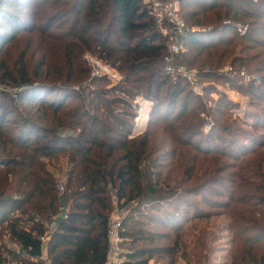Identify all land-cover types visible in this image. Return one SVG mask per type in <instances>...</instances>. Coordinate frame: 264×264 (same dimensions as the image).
I'll return each instance as SVG.
<instances>
[{
	"label": "trees",
	"instance_id": "trees-1",
	"mask_svg": "<svg viewBox=\"0 0 264 264\" xmlns=\"http://www.w3.org/2000/svg\"><path fill=\"white\" fill-rule=\"evenodd\" d=\"M178 2L187 26L211 28L189 32L186 50L175 55L198 79H217L240 43L264 50V0ZM2 25L10 32L0 28V264H42L44 250L51 264H104L113 198L127 208L126 264L208 263L225 232L230 256L218 264H264V133L220 126L228 144L210 143L223 139L211 133L204 143L203 104L189 110L185 79L168 84L167 38L139 0H1ZM262 51L241 60L263 72ZM87 55L120 73V86H83L98 76ZM246 87L255 103L264 99V81ZM118 91L124 96H112ZM137 94L152 107L147 126L131 137L134 122L123 117L134 120L128 98ZM244 113L234 120L264 127L259 110ZM60 207L64 216L44 246L40 237Z\"/></svg>",
	"mask_w": 264,
	"mask_h": 264
},
{
	"label": "rangeland",
	"instance_id": "rangeland-1",
	"mask_svg": "<svg viewBox=\"0 0 264 264\" xmlns=\"http://www.w3.org/2000/svg\"><path fill=\"white\" fill-rule=\"evenodd\" d=\"M256 2L257 0H252V2ZM24 14H29V10L27 9H22L21 11ZM246 21L249 20H254L253 17H248L245 19ZM242 25V26H247V25H243V24H236V27ZM1 30H7L9 31L5 25H2ZM10 32V31H9ZM22 33V31L16 33L17 36H20V34ZM9 34V33H8ZM25 35H27V33H24ZM231 36H234V38H236L235 40L237 42H239L238 38L239 36L236 35L235 33H230ZM241 34V33H240ZM260 38H264L263 35H260ZM26 38V37H24ZM262 40V39H261ZM245 44H250V46H253L254 49L250 50V49H246L243 50L242 47L246 46ZM253 43H240L239 46L237 47V50L235 51V55L233 56L234 59H231V57H225L224 58V62H222L217 68H216V75H217V79L212 78V79H198L197 78V82L200 85L201 90H198V92H196L195 90H193V88L191 87V85L187 82V80H185L189 87H186L187 90H189L190 92V107L189 110H193L197 105L203 104V106H200L199 110H200V117L203 118V123L201 124L200 127V132L203 134L202 139L204 141V143L206 142V138L205 135L207 136L209 133L213 134L211 136L216 137V136H221L223 139L221 141L218 140H212V137L209 138V142L213 143L215 146H219V147H223V145H227L228 144V140L226 139L227 135H225L223 132L220 131V126H229L231 127V131L232 134L234 133H238L240 136L243 134V132H248L247 134H250L252 136H258L256 134H262L264 133V127H251V126H242L237 120H234L236 118H244L245 117V113L247 112V110L251 107L255 108L256 110L260 111V114L263 115L262 117H264V99H262V97H258L257 101H259V103H255V98L252 97L250 95V93L253 91L252 88L246 87V86H251V87H256V86H260L261 84H263L264 80V71L260 72V73H256L250 69L247 68V65H252L250 63V59H247L245 61H242V58H250L251 56H253L256 53L261 52L263 49L258 47L257 44H253ZM30 50V49H29ZM19 50H15L12 52L10 59L13 60V62L15 61V59L19 58L18 55ZM262 53L264 54V50L262 51ZM177 55V54H176ZM171 57V56H170ZM232 57V58H233ZM171 60V64L175 65V66H186L183 61L177 57V56H172L170 58ZM257 60V59H256ZM256 60H252V63L254 64L256 62ZM247 64V65H246ZM102 69L98 68V72L99 73H103V74H98L97 78L95 79L96 81H86L83 82V86H87L88 89L90 90H94V89H99V88H106V89H113L115 87L120 86V82H121V75L120 73H118L115 69L112 68H108L104 65L101 64ZM187 67V66H186ZM208 66H206L205 68H207ZM106 68V70L104 69ZM191 70H195L193 68L188 67ZM228 68H232L233 71L235 72V76L234 77H230L231 76V72H228L227 69ZM243 70L249 77L250 80H243V77H241L240 75V71ZM208 71V69H205L203 72ZM226 77L227 79H222L221 77ZM239 80H236L238 79ZM235 79V80H233ZM232 80V81H230ZM88 82V84H87ZM168 84H170L171 86L176 85V83L178 82V80H175L172 76H168L167 79ZM208 84H210L211 86H213V89H209V90H204V87H206ZM77 88V87H75ZM166 86L163 88V90H165ZM124 96V93L118 91V92H114L112 93V96ZM129 102L132 103L133 107L135 108V112H136V116L133 119H129L128 117H123L121 114L120 116L124 118V120L126 122L132 120V122H134L135 124V120L139 118V120L141 121V125L144 124L145 127L147 126V122L150 119L149 117V113L152 107V102L150 100H148L147 98H145L143 96V94H137L134 97H129L128 98ZM138 100V104H135V101ZM221 101V102H218ZM180 104V100L178 102V105ZM180 106V105H179ZM178 106V107H179ZM124 110L123 107H120ZM214 110V112H213ZM229 110V111H228ZM228 111V112H227ZM226 112V113H225ZM247 121L248 122H254L253 119L250 117V113H247ZM152 120H154V118H152ZM133 124V128L131 131L130 136L133 137L135 136L139 131H135L137 129H139V125H137L136 127ZM140 124V123H139ZM144 126H141L140 130H143L145 128ZM240 128V129H239ZM239 131H235L238 130ZM250 132V133H249ZM253 132V133H252ZM200 135L194 137L192 140H194L195 138H201ZM247 137H249L247 135ZM247 137L244 136V138L247 140ZM264 145V143H263ZM262 145V146H263ZM234 146V145H233ZM226 159V158H225ZM243 168L245 170H248L249 168V163L244 162L243 163ZM63 182V180H60ZM227 186V185H225ZM160 229H163L164 227H159ZM228 232H225L223 235H217V241L213 243L214 246V250H216V252L214 253V255H212L210 257V262H202L199 264H218V262H221L220 260L226 261L229 260V256H230V249H231V245H230V237L228 235ZM5 237V236H4ZM5 239L7 238H4ZM5 243H7L5 241ZM9 243V242H8ZM10 246V245H9ZM12 246V245H11ZM225 256V259L223 258ZM153 260V259H151ZM154 261V260H153ZM157 263V262H156ZM196 264L195 262L192 263H188V261L186 259L183 258H178L177 264Z\"/></svg>",
	"mask_w": 264,
	"mask_h": 264
},
{
	"label": "built area",
	"instance_id": "built-area-1",
	"mask_svg": "<svg viewBox=\"0 0 264 264\" xmlns=\"http://www.w3.org/2000/svg\"><path fill=\"white\" fill-rule=\"evenodd\" d=\"M142 4V7L146 10L147 14L153 19L156 27L160 30L161 34L167 38V50L171 54V57L183 53L186 50V46L184 45V37L189 33L193 32L198 28H192L186 25L184 20L180 15V5L178 0L171 1H162V0H139ZM247 29V26L239 25L237 26V30L243 34ZM204 31V30H203ZM170 57V58H171ZM170 58L167 60V65L165 67V72L169 76H172L175 80L178 78H183L187 80V82L191 85L193 90L198 92L201 90L199 83L197 82L196 70H191L186 66H175L171 64ZM87 61L94 68H101V64L95 61L90 56H86ZM106 70V68H104ZM228 72H231L230 77H234L236 74L232 68L227 69ZM95 74H103L95 71ZM241 77L243 80H250V77L243 71H240ZM6 90V88L0 84V91ZM135 104H138V100L135 101ZM140 123V124H139ZM139 125V129L135 131H139L140 133L141 121L138 119L135 120L134 126ZM58 188L60 191L64 189V183L59 182ZM113 208L109 216V222L106 229L107 236V250H106V260L104 264H126L127 258L125 256V249L122 246V236L120 234V230L122 228L123 218L127 212L126 206L123 205L122 200L118 198H113ZM64 208L60 207L59 213L52 217V220L46 225L47 229L45 233L40 237V240L44 246L46 242L50 239L51 234L56 226V218H60L64 216ZM44 250V249H43ZM42 252L41 260L42 264H51L47 255ZM147 264H158L153 260H149Z\"/></svg>",
	"mask_w": 264,
	"mask_h": 264
},
{
	"label": "water",
	"instance_id": "water-1",
	"mask_svg": "<svg viewBox=\"0 0 264 264\" xmlns=\"http://www.w3.org/2000/svg\"><path fill=\"white\" fill-rule=\"evenodd\" d=\"M1 1V0H0ZM211 28L210 27H207V28H203V29H196V30H194V31H200V30H204V31H208V30H210ZM193 31V32H194Z\"/></svg>",
	"mask_w": 264,
	"mask_h": 264
},
{
	"label": "crops",
	"instance_id": "crops-1",
	"mask_svg": "<svg viewBox=\"0 0 264 264\" xmlns=\"http://www.w3.org/2000/svg\"><path fill=\"white\" fill-rule=\"evenodd\" d=\"M141 126H144V127H145V125H144V124H142ZM140 129H141V128H140ZM141 131H142V130H141ZM141 131H140V132H141ZM136 135H137V134H136ZM44 253H45V252H44ZM45 254H46V253H45ZM180 264H181V263H180Z\"/></svg>",
	"mask_w": 264,
	"mask_h": 264
}]
</instances>
